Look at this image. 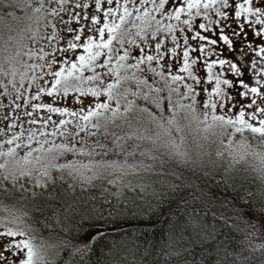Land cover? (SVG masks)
Returning <instances> with one entry per match:
<instances>
[{
	"label": "snow or ice",
	"instance_id": "6c2138e0",
	"mask_svg": "<svg viewBox=\"0 0 264 264\" xmlns=\"http://www.w3.org/2000/svg\"><path fill=\"white\" fill-rule=\"evenodd\" d=\"M0 204V264H264V0H0Z\"/></svg>",
	"mask_w": 264,
	"mask_h": 264
},
{
	"label": "trees",
	"instance_id": "16d2710c",
	"mask_svg": "<svg viewBox=\"0 0 264 264\" xmlns=\"http://www.w3.org/2000/svg\"><path fill=\"white\" fill-rule=\"evenodd\" d=\"M217 210L216 206H208L205 207L203 210L200 208L196 209V214L200 215L203 218V222L207 226L217 225L218 221L217 219L213 218V212ZM189 212H191V209H188ZM166 215V208L161 209L157 215L153 218L154 220L158 219L159 223L155 225L154 229H149V231L152 233L151 239L154 241H157V251L160 250V244L164 243L165 241L161 239L160 233L163 232L164 236H167V228L168 225L165 223V220L167 219ZM259 242V241H257Z\"/></svg>",
	"mask_w": 264,
	"mask_h": 264
},
{
	"label": "rangeland",
	"instance_id": "374dc122",
	"mask_svg": "<svg viewBox=\"0 0 264 264\" xmlns=\"http://www.w3.org/2000/svg\"><path fill=\"white\" fill-rule=\"evenodd\" d=\"M87 75V73H86ZM87 86V85H85ZM55 118V116H54ZM7 209L5 208V206L3 204H0V220H3L5 215H6Z\"/></svg>",
	"mask_w": 264,
	"mask_h": 264
}]
</instances>
